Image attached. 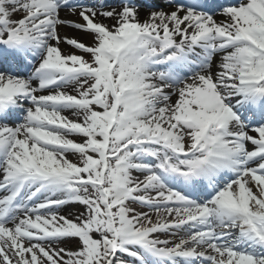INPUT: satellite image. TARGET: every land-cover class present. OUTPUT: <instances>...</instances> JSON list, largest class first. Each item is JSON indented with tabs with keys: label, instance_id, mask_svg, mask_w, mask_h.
I'll list each match as a JSON object with an SVG mask.
<instances>
[{
	"label": "snow or ice",
	"instance_id": "obj_1",
	"mask_svg": "<svg viewBox=\"0 0 264 264\" xmlns=\"http://www.w3.org/2000/svg\"><path fill=\"white\" fill-rule=\"evenodd\" d=\"M0 264H264V0H0Z\"/></svg>",
	"mask_w": 264,
	"mask_h": 264
},
{
	"label": "bare ground",
	"instance_id": "obj_2",
	"mask_svg": "<svg viewBox=\"0 0 264 264\" xmlns=\"http://www.w3.org/2000/svg\"><path fill=\"white\" fill-rule=\"evenodd\" d=\"M68 31H71V30H68Z\"/></svg>",
	"mask_w": 264,
	"mask_h": 264
}]
</instances>
